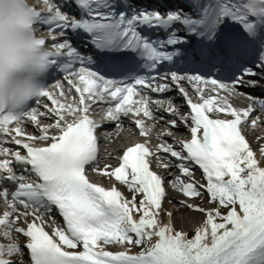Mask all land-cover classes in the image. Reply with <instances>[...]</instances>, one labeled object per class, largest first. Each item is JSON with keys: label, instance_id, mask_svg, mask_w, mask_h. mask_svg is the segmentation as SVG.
Wrapping results in <instances>:
<instances>
[{"label": "snow or ice", "instance_id": "1", "mask_svg": "<svg viewBox=\"0 0 264 264\" xmlns=\"http://www.w3.org/2000/svg\"><path fill=\"white\" fill-rule=\"evenodd\" d=\"M6 6L44 77L0 108V264H264V0Z\"/></svg>", "mask_w": 264, "mask_h": 264}, {"label": "clouds", "instance_id": "2", "mask_svg": "<svg viewBox=\"0 0 264 264\" xmlns=\"http://www.w3.org/2000/svg\"><path fill=\"white\" fill-rule=\"evenodd\" d=\"M32 39L25 23L6 6L0 14V108L18 106L24 93L43 83L44 72L37 66L38 54L31 47ZM28 99L30 96L22 102Z\"/></svg>", "mask_w": 264, "mask_h": 264}, {"label": "bare ground", "instance_id": "3", "mask_svg": "<svg viewBox=\"0 0 264 264\" xmlns=\"http://www.w3.org/2000/svg\"><path fill=\"white\" fill-rule=\"evenodd\" d=\"M245 103V102H244ZM246 104V103H245ZM126 140H128V139H130L129 138V136H126V138H125ZM174 210V209H173ZM172 210V211H173ZM180 210H182V209H180ZM183 212H185V210H182ZM173 213H174V217L176 216V212H175V210L173 211ZM193 217H195V219H198L199 218V216H198V214H193V213H189V214H187L185 217H179V218H177V217H175L174 219H175V221L177 222V224H178V226H180V227H182V228H185L186 230L188 229V226L190 225V224H192V218ZM185 218H187V220H185ZM192 228V227H191Z\"/></svg>", "mask_w": 264, "mask_h": 264}, {"label": "rangeland", "instance_id": "4", "mask_svg": "<svg viewBox=\"0 0 264 264\" xmlns=\"http://www.w3.org/2000/svg\"><path fill=\"white\" fill-rule=\"evenodd\" d=\"M204 203L206 204V202H204ZM187 214H189L188 211H185V212L180 211L179 213L176 214L175 217H177V218H179V217H185ZM198 219H199V218H198ZM192 226H193V224H190V225L188 226V229H187V230H190V228H191ZM183 229L186 231L185 228H183Z\"/></svg>", "mask_w": 264, "mask_h": 264}]
</instances>
